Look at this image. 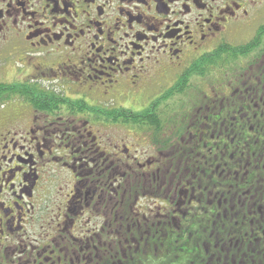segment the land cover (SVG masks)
<instances>
[{
    "label": "flooded vegetation",
    "instance_id": "af4514ba",
    "mask_svg": "<svg viewBox=\"0 0 264 264\" xmlns=\"http://www.w3.org/2000/svg\"><path fill=\"white\" fill-rule=\"evenodd\" d=\"M0 264H264V0H0Z\"/></svg>",
    "mask_w": 264,
    "mask_h": 264
}]
</instances>
